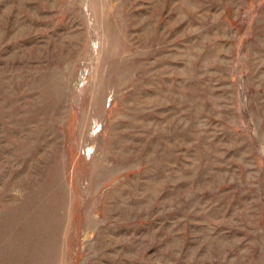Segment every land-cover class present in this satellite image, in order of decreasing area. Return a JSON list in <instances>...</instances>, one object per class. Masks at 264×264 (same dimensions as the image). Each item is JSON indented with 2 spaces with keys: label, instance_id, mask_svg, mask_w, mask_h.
I'll list each match as a JSON object with an SVG mask.
<instances>
[{
  "label": "rangeland",
  "instance_id": "374dc122",
  "mask_svg": "<svg viewBox=\"0 0 264 264\" xmlns=\"http://www.w3.org/2000/svg\"><path fill=\"white\" fill-rule=\"evenodd\" d=\"M0 264H264V0H0Z\"/></svg>",
  "mask_w": 264,
  "mask_h": 264
}]
</instances>
